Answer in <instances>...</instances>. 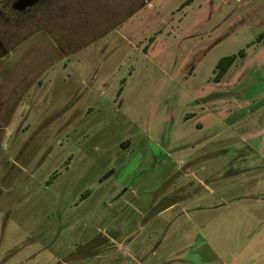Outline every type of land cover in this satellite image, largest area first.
Returning <instances> with one entry per match:
<instances>
[{
  "label": "rangeland",
  "instance_id": "rangeland-1",
  "mask_svg": "<svg viewBox=\"0 0 264 264\" xmlns=\"http://www.w3.org/2000/svg\"><path fill=\"white\" fill-rule=\"evenodd\" d=\"M18 1L0 0V264H231L248 252L261 207L163 209L199 158L225 159L223 174L258 157L264 0H56L23 14ZM228 180L220 195L248 191Z\"/></svg>",
  "mask_w": 264,
  "mask_h": 264
},
{
  "label": "crops",
  "instance_id": "crops-1",
  "mask_svg": "<svg viewBox=\"0 0 264 264\" xmlns=\"http://www.w3.org/2000/svg\"><path fill=\"white\" fill-rule=\"evenodd\" d=\"M203 111L207 114L214 110L209 106L203 108ZM242 115L240 114L239 117L242 118ZM261 123L262 127L257 133L260 139L255 144L250 145L251 149H256L258 155L255 162H250L244 168H236V163H234L235 161L233 162L235 159H230L233 162L232 167L234 169L230 167L227 173L224 172L222 174L218 172V169L219 167H224L225 159H208V162L204 158H196L198 159L195 164L196 173L194 175L189 173L191 170L189 168L180 176V179H176L174 183H171V191L178 194L176 199L171 200L163 211L172 212L177 208H181V212L186 214L190 212L210 213L229 209L238 201L249 202L251 205L255 204L264 211V173H258L264 171V122ZM246 127L244 124V126L238 127L237 130L241 129L245 131ZM193 176L194 178H192ZM222 179L224 181H227V179H230L228 181H237V185L247 188L248 191L243 192L241 196L237 197L222 196L214 187ZM249 184L250 187L248 186ZM263 227L264 221H258L255 224L253 232L249 237L250 246L248 252H236L231 259V264H264V247L262 246L264 239L261 237L264 235V233L262 235ZM253 245H258L259 247L255 248ZM251 253L253 254L251 255Z\"/></svg>",
  "mask_w": 264,
  "mask_h": 264
},
{
  "label": "trees",
  "instance_id": "trees-1",
  "mask_svg": "<svg viewBox=\"0 0 264 264\" xmlns=\"http://www.w3.org/2000/svg\"><path fill=\"white\" fill-rule=\"evenodd\" d=\"M188 1L190 2L192 0H187L186 3ZM243 55H245L244 49L240 50L238 54H232L221 58L217 64L216 76H215L216 81H220L223 78V76L227 73L229 68L233 65V63L237 60V58Z\"/></svg>",
  "mask_w": 264,
  "mask_h": 264
},
{
  "label": "flooded vegetation",
  "instance_id": "flooded-vegetation-1",
  "mask_svg": "<svg viewBox=\"0 0 264 264\" xmlns=\"http://www.w3.org/2000/svg\"><path fill=\"white\" fill-rule=\"evenodd\" d=\"M56 0H38L36 3H34L33 5H31V6H28V7H25L23 10H19L18 8H17V6H16V4L17 3H15L14 4V8H16V9H18V11L21 13V14H23V13H26V12H28L31 8H33V7H39V8H42V9H44L45 7L44 6H46V2L47 3H50V2H55ZM64 2L65 0H57V2H59V3H61V2ZM53 5V4H52ZM51 5V8L53 7ZM43 14H44V11H43Z\"/></svg>",
  "mask_w": 264,
  "mask_h": 264
},
{
  "label": "water",
  "instance_id": "water-1",
  "mask_svg": "<svg viewBox=\"0 0 264 264\" xmlns=\"http://www.w3.org/2000/svg\"><path fill=\"white\" fill-rule=\"evenodd\" d=\"M38 0H19L16 4L19 10H23L25 7L31 6L36 3Z\"/></svg>",
  "mask_w": 264,
  "mask_h": 264
}]
</instances>
